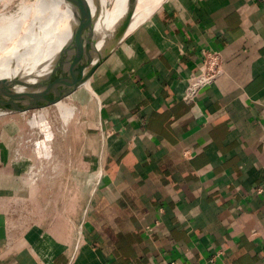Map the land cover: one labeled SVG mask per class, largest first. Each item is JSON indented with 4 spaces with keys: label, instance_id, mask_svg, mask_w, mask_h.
I'll use <instances>...</instances> for the list:
<instances>
[{
    "label": "crops",
    "instance_id": "obj_1",
    "mask_svg": "<svg viewBox=\"0 0 264 264\" xmlns=\"http://www.w3.org/2000/svg\"><path fill=\"white\" fill-rule=\"evenodd\" d=\"M205 49L225 74L189 102ZM91 81L102 179L69 206L4 148L0 264H264V0H166Z\"/></svg>",
    "mask_w": 264,
    "mask_h": 264
},
{
    "label": "bare ground",
    "instance_id": "obj_2",
    "mask_svg": "<svg viewBox=\"0 0 264 264\" xmlns=\"http://www.w3.org/2000/svg\"><path fill=\"white\" fill-rule=\"evenodd\" d=\"M165 2L166 0H0V78H13L22 72L42 74L48 71V62L52 56L71 38L75 20L90 7L97 13L96 30L101 35V46L113 37L120 24L131 21L124 34L127 37ZM59 69L63 74L79 73V66L73 56H68ZM85 85L96 96L92 81L89 80ZM3 94L4 91L0 88V112L18 105L15 100L3 97ZM59 106L65 119L75 112L74 107H65L62 102H59Z\"/></svg>",
    "mask_w": 264,
    "mask_h": 264
},
{
    "label": "rangeland",
    "instance_id": "obj_3",
    "mask_svg": "<svg viewBox=\"0 0 264 264\" xmlns=\"http://www.w3.org/2000/svg\"><path fill=\"white\" fill-rule=\"evenodd\" d=\"M94 92L96 93L95 89ZM93 94L87 85L83 84L75 93L55 101L54 105L25 112H4L7 109L0 112V160L4 148L11 149L13 154L14 148L20 147L27 158L38 149L39 152H36L29 161L18 162L37 166L50 165L45 168L47 170L45 175L62 178L57 180L63 181L60 191L63 189L67 192L61 195L69 206L75 202V197L77 199L81 197L78 179L85 176L84 180L87 181L89 178L91 181L92 175L96 172L92 167L89 150L86 149V145L83 147V138L89 127L86 113L92 116L95 111L92 100L96 96ZM59 102L65 107H74L75 112L65 119ZM42 174L44 173L41 172ZM93 185L91 182L84 185L85 195L92 191Z\"/></svg>",
    "mask_w": 264,
    "mask_h": 264
},
{
    "label": "water",
    "instance_id": "obj_4",
    "mask_svg": "<svg viewBox=\"0 0 264 264\" xmlns=\"http://www.w3.org/2000/svg\"><path fill=\"white\" fill-rule=\"evenodd\" d=\"M96 14L90 7L77 17L71 38L52 56L48 62V71L42 74L22 72L13 78H0L3 97L18 103L4 112H25L54 105L52 98L63 99L91 80L97 66L114 52L126 37L124 34L131 25V21L120 24L113 37L100 46L101 35L96 30ZM68 56H73L79 66V73L63 74L59 71Z\"/></svg>",
    "mask_w": 264,
    "mask_h": 264
},
{
    "label": "built area",
    "instance_id": "obj_5",
    "mask_svg": "<svg viewBox=\"0 0 264 264\" xmlns=\"http://www.w3.org/2000/svg\"><path fill=\"white\" fill-rule=\"evenodd\" d=\"M224 65V58L221 52L205 49L203 51L202 61L198 71L194 72L190 77L189 86L185 93L186 101H196L204 89L212 86L221 76H223L225 74ZM36 152H39V150L37 149L27 158V155L22 152L20 147H15L12 154V161L14 163H17L19 160L29 161ZM48 166L50 167L48 164H42L39 166L36 164H29L27 177L32 183L40 181L45 176V172L47 171L45 168ZM41 172L44 174L41 175ZM101 179L102 171L98 170L92 175L91 184H94L93 186L97 187Z\"/></svg>",
    "mask_w": 264,
    "mask_h": 264
}]
</instances>
